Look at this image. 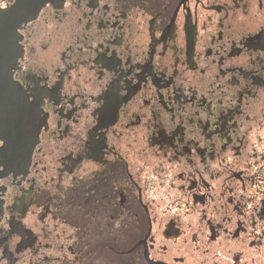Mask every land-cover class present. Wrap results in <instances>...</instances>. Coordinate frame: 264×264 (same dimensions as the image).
I'll use <instances>...</instances> for the list:
<instances>
[{
    "label": "flooded vegetation",
    "instance_id": "flooded-vegetation-1",
    "mask_svg": "<svg viewBox=\"0 0 264 264\" xmlns=\"http://www.w3.org/2000/svg\"><path fill=\"white\" fill-rule=\"evenodd\" d=\"M3 38L0 264H264V0L48 1Z\"/></svg>",
    "mask_w": 264,
    "mask_h": 264
},
{
    "label": "water",
    "instance_id": "water-1",
    "mask_svg": "<svg viewBox=\"0 0 264 264\" xmlns=\"http://www.w3.org/2000/svg\"><path fill=\"white\" fill-rule=\"evenodd\" d=\"M48 1L59 0H16L12 6L4 9L1 13L0 37H4L3 39L6 41L21 23L33 19Z\"/></svg>",
    "mask_w": 264,
    "mask_h": 264
}]
</instances>
